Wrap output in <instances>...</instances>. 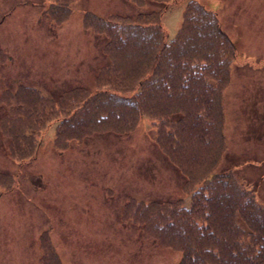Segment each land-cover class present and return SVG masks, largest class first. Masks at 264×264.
<instances>
[{"label":"rangeland","instance_id":"1","mask_svg":"<svg viewBox=\"0 0 264 264\" xmlns=\"http://www.w3.org/2000/svg\"><path fill=\"white\" fill-rule=\"evenodd\" d=\"M200 1L237 43L225 99L227 150L216 171L234 173L264 205V0ZM148 3L79 0L65 23L53 25L51 0H0V94L26 86L57 99L74 88H96L99 70L108 63L106 41L84 27L85 14L135 17L166 8L156 22L175 39L182 2ZM239 76L246 78L242 86ZM230 97L235 110L228 106ZM25 98L37 99L32 91ZM58 125L47 129L30 154L34 141L23 140L16 153L11 154L13 144L7 147L9 156L0 134V171L6 174V182L0 181V264H42L40 240L48 236L63 264H178L179 254L155 233H145L141 221L137 227L124 220L130 199H184L186 206L192 200L184 189L187 177L157 146L150 122L144 119L126 134H97L65 151L55 145Z\"/></svg>","mask_w":264,"mask_h":264},{"label":"trees","instance_id":"2","mask_svg":"<svg viewBox=\"0 0 264 264\" xmlns=\"http://www.w3.org/2000/svg\"><path fill=\"white\" fill-rule=\"evenodd\" d=\"M76 1L51 0L54 25L68 20ZM161 1L184 5L173 40L156 22L166 8L135 17L85 14L84 27L106 41L108 63L99 70L96 88L17 102L4 121L13 137L11 154L23 140L34 141L29 154L36 151L39 138L57 122L55 145L65 151L96 134H126L146 119L157 144L187 177L192 205L131 201L127 217L178 252L179 264H264V206L234 175L216 171L226 149L224 96L237 47L216 12L200 0ZM41 248L42 264H62L49 236L42 237Z\"/></svg>","mask_w":264,"mask_h":264}]
</instances>
